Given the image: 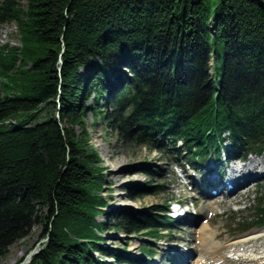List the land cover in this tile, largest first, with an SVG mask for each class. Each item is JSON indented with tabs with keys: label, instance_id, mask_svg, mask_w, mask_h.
Returning a JSON list of instances; mask_svg holds the SVG:
<instances>
[{
	"label": "trees",
	"instance_id": "obj_1",
	"mask_svg": "<svg viewBox=\"0 0 264 264\" xmlns=\"http://www.w3.org/2000/svg\"><path fill=\"white\" fill-rule=\"evenodd\" d=\"M6 24L20 46L0 48V260L39 226L27 264H103L96 253L139 264L103 247L104 232L174 233L164 204L105 212L89 114L127 144L191 163L228 141L237 157L264 153V0H0ZM251 218L244 231L264 227V199Z\"/></svg>",
	"mask_w": 264,
	"mask_h": 264
},
{
	"label": "rangeland",
	"instance_id": "obj_2",
	"mask_svg": "<svg viewBox=\"0 0 264 264\" xmlns=\"http://www.w3.org/2000/svg\"><path fill=\"white\" fill-rule=\"evenodd\" d=\"M19 1L23 4L26 3V0ZM19 41L20 37L15 24H6L0 27V48L5 45L18 47L20 46ZM86 126L90 131V144L100 157L101 167L104 170L102 173L103 179L110 186L109 189L102 192L108 203L106 212L110 213L120 210H130L131 212L147 211L153 206L164 204V206L168 207L171 217H178V214L183 215L184 211H188L192 215L197 213L200 215V218L197 216L199 218L197 224L188 223L185 226H182V224V230L171 224L169 227L174 230V233L165 235V238L159 242L147 240L145 237L126 236L120 232L107 231L104 233V246L120 251L126 248L129 256L140 257L142 261L145 260V262L151 263V260L148 259L150 257L142 254L144 246H152L153 250L156 251V256L153 257L156 260H160L158 254L164 253V249H168L176 242H180L181 247L184 249H191L196 243V240H194L195 231L202 224H207L210 218H214L215 227H218L220 232H223L224 236H226L220 241L221 246L246 236L264 232V227L243 230L245 227L252 226L255 223L251 217L255 213L259 200L264 199V175L260 176L257 183L252 184L248 189L233 197L221 196L217 199L214 198L216 199L215 205L212 204L211 206L214 205V207L218 208L219 214L215 215L211 211L205 214L202 204L197 205L195 201L203 203L206 199L199 195L193 186L190 184L186 185L188 180L179 177L182 176L180 171L177 173L178 175L173 172L174 164H182L187 160L186 157L183 160L182 156H175L174 152L159 153L150 151L142 146L127 144L122 141L119 131L114 126L107 123L94 125L92 114L88 115ZM226 146L229 147V141L226 142ZM250 159L264 162V153L250 155L246 162ZM118 162L121 163V167L115 170L114 166ZM185 170L187 172L186 175L190 178L191 176L193 177L194 173H198V170H194L188 165L185 166ZM151 172L162 174L163 180L151 177ZM194 178L196 180L199 179L197 176H194ZM160 185L164 188V191L160 194L148 195L136 201L128 199L133 188L157 187ZM212 190L210 188L207 192L210 193ZM175 203L182 204V208L178 209ZM125 204H130V206H123ZM209 205L206 204V206ZM212 211L215 213L217 210ZM105 218L102 215L98 217V220L104 221ZM42 233V226L34 229L30 237L10 247L7 256L0 260V264H19V261L24 257L27 258L30 252L34 251V253H37L44 242V239H41ZM146 241H150V243L148 244ZM198 256V253L194 256L192 264H194ZM27 259L25 264L30 261L29 257ZM103 263L115 264L109 259H103Z\"/></svg>",
	"mask_w": 264,
	"mask_h": 264
},
{
	"label": "bare ground",
	"instance_id": "obj_3",
	"mask_svg": "<svg viewBox=\"0 0 264 264\" xmlns=\"http://www.w3.org/2000/svg\"><path fill=\"white\" fill-rule=\"evenodd\" d=\"M231 149L232 145L230 144L229 147L226 145L224 146L225 151H231ZM251 159L244 164L233 165L234 162H229V156L224 157L222 153L220 155L207 154L202 155V157H197L193 169L198 170V173L196 172L194 175L200 177L201 179L193 181V184L191 183L190 185H194L195 189L202 188L203 191H200L202 193L201 196L205 198L206 201L203 203L195 201V204H202L205 214L211 211L213 214L218 215V208L214 207V205L216 199L226 193V188H224L223 185L224 180L226 179V174H224V172L227 169L233 168V173L238 176L245 175L248 178L254 175L259 177L264 175V162H257L256 160ZM120 167L121 163L118 162V164L114 166V169L117 170ZM186 173L187 172H185V174ZM231 176H233L232 172ZM233 177L237 179L239 178L235 176ZM258 180L259 179L254 180L253 183L245 186L237 185L235 183V189L230 192L229 197H233L243 190L248 189L252 184L257 183ZM210 188L218 190L219 194L216 196V199L208 195L207 191ZM206 204L210 205L206 206ZM212 204L214 205L211 206ZM123 206H130V204H125ZM212 210L217 211L214 213ZM178 215L180 216V214ZM191 215L192 214L190 212L184 211V214L180 217V219L183 220H181V222H184L181 223L183 226L188 223L195 225L199 222L200 215L198 213L192 216ZM197 218L198 220L194 222ZM225 237L224 233L220 232L218 227H215L214 218H210L207 224H202V226L195 231L194 240H196V243L191 247V249H184L181 247L182 245L180 242H176L168 249H164V253L158 254L160 260L153 258L156 256V251L154 250V255L148 258L151 260V263L143 260L142 264H192V259L197 253L199 256L196 258L194 264H264V232H260L252 236H246L221 246L220 241H222Z\"/></svg>",
	"mask_w": 264,
	"mask_h": 264
},
{
	"label": "water",
	"instance_id": "obj_4",
	"mask_svg": "<svg viewBox=\"0 0 264 264\" xmlns=\"http://www.w3.org/2000/svg\"><path fill=\"white\" fill-rule=\"evenodd\" d=\"M44 241H45V240H44ZM34 254H35L34 251H33V252H30L28 257L31 258ZM20 264H25V262H22V263H20Z\"/></svg>",
	"mask_w": 264,
	"mask_h": 264
}]
</instances>
